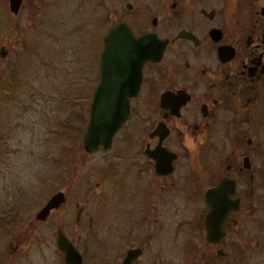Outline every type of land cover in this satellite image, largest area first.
<instances>
[{
  "label": "flooded vegetation",
  "instance_id": "af4514ba",
  "mask_svg": "<svg viewBox=\"0 0 264 264\" xmlns=\"http://www.w3.org/2000/svg\"><path fill=\"white\" fill-rule=\"evenodd\" d=\"M25 9L61 17L51 28H87L96 84L111 32L140 72L110 145L95 150V202L65 211L56 190L65 200L36 226L72 215L55 238L81 264H248L253 251L264 264V0H20L16 13L0 0V28Z\"/></svg>",
  "mask_w": 264,
  "mask_h": 264
},
{
  "label": "rangeland",
  "instance_id": "374dc122",
  "mask_svg": "<svg viewBox=\"0 0 264 264\" xmlns=\"http://www.w3.org/2000/svg\"><path fill=\"white\" fill-rule=\"evenodd\" d=\"M44 16L25 9L19 22L0 28V264H62L53 251L55 224L72 228L74 218L60 211L36 226L37 209L56 190L67 195L65 208L95 202L103 154L86 155L81 137L97 81V44L85 37L87 28H51L62 18ZM21 138L27 160L18 164ZM71 166L84 173L73 170L72 177ZM259 260L249 253L248 264Z\"/></svg>",
  "mask_w": 264,
  "mask_h": 264
},
{
  "label": "water",
  "instance_id": "95a60500",
  "mask_svg": "<svg viewBox=\"0 0 264 264\" xmlns=\"http://www.w3.org/2000/svg\"><path fill=\"white\" fill-rule=\"evenodd\" d=\"M19 1L10 0L12 12H17ZM112 33L106 37L105 50L102 54V73L92 92L89 121L82 136L83 148L88 153L95 151L99 146L107 148L110 145L114 131L128 113V98L136 93L140 80L139 65L134 63V56L125 55L122 51L115 55L114 46L111 43ZM145 40L146 38L137 39L134 44L145 45L143 42ZM5 53V49L0 47V56H4ZM115 62L119 67L116 70H114ZM208 193L210 191L206 194L210 201ZM64 200L65 197L61 191L51 194L42 208L35 213V220L44 219L51 209L56 208ZM209 218L210 214L207 216V223ZM208 233L211 235V231ZM55 242L62 253L64 264H81L80 253L60 229L56 232Z\"/></svg>",
  "mask_w": 264,
  "mask_h": 264
},
{
  "label": "clouds",
  "instance_id": "9594fccd",
  "mask_svg": "<svg viewBox=\"0 0 264 264\" xmlns=\"http://www.w3.org/2000/svg\"><path fill=\"white\" fill-rule=\"evenodd\" d=\"M26 145H27V141H25L21 138L19 141V144H18V147L20 150V155L18 158L13 157V160L15 163L22 164L27 160V156L25 155V153L27 151Z\"/></svg>",
  "mask_w": 264,
  "mask_h": 264
}]
</instances>
